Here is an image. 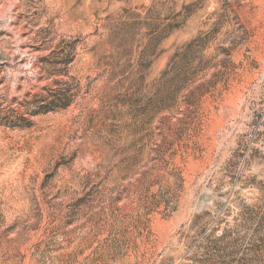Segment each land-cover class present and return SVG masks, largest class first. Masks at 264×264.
I'll return each instance as SVG.
<instances>
[{"label":"rangeland","instance_id":"obj_1","mask_svg":"<svg viewBox=\"0 0 264 264\" xmlns=\"http://www.w3.org/2000/svg\"><path fill=\"white\" fill-rule=\"evenodd\" d=\"M0 264H264V0H0Z\"/></svg>","mask_w":264,"mask_h":264}]
</instances>
